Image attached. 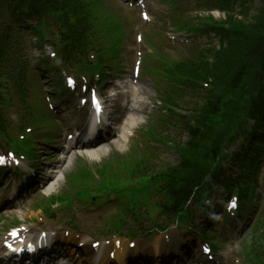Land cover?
<instances>
[{"label": "rangeland", "instance_id": "rangeland-1", "mask_svg": "<svg viewBox=\"0 0 264 264\" xmlns=\"http://www.w3.org/2000/svg\"><path fill=\"white\" fill-rule=\"evenodd\" d=\"M105 4L108 6L109 10L111 11V13L113 15H117V18H120L121 24L123 26V34L121 36H117L116 35V29L114 30L113 27H110V25L112 23L109 24L110 22V17L111 16H107L103 19V22L98 26V30L96 31L95 35H94V39L93 41L96 43H100L102 45H106V46H115V45H119L121 42L123 43V45L121 46V51L120 54L123 57V52H124V56L129 55V49H131L135 43V36H134V28L135 26L139 25V19H138V15L137 12L135 11H128L125 8V5L122 4L120 1L118 0H104ZM260 4L259 2H256V5L254 6V8L257 10L259 9ZM185 12H187V17L188 18H194V13L190 10V9H186ZM256 16L255 11H252L251 14V20L250 22L248 20L247 21V26L250 27L254 24L253 22V18ZM217 18V17H216ZM147 32L151 33L152 36H154L153 41L150 43L149 47H151V49L155 50V51H161L160 53H164L167 52L170 54V56L172 57V59L178 58V57H184L186 54H188L187 52V47L185 48L184 46H170L168 45L166 39L164 38L162 32H160L157 28H148ZM145 38L147 39L146 34L144 33ZM215 39H211L208 40L207 42L203 43L205 44H209L210 45H217ZM48 43V42H45ZM44 43V44H45ZM160 46V47H159ZM159 47V48H158ZM98 46L94 47V50L96 51V49L98 50ZM40 50L37 49V51L34 52H29L28 57H30V63L32 64L33 70L35 69V72L40 74V76H42L43 81H41V87L43 88L44 94L46 92V90H52L54 88L55 83L57 82V80H59V78L61 77V74L59 71H56V63H52L49 62L48 67H43L40 66L37 67V65L39 64L38 60H42L40 58ZM119 51V48H118ZM116 52H111V55H115ZM42 58L46 57L45 55H41ZM44 60V59H43ZM95 64V63H94ZM113 66V64H110V67ZM107 68L106 70H111V68ZM128 66H122V67H117V69H121V68H127ZM145 69V68H143ZM142 69V70H143ZM42 70V72H41ZM34 73V71H33ZM32 70L30 69V78L33 77ZM144 76H149L152 81L148 82L147 80H144V82L141 84V95H138V97L136 99H140L141 101H146L149 102V100L154 101L155 97L157 96V86H160L161 90L166 89L167 85L165 84L164 81H161V79H159V74L155 75V73H152L148 70H144ZM44 77V78H43ZM3 86V94L7 95V104H4L3 107L6 108H10L7 112L4 111L3 116L5 115V118L10 119L12 124L13 129H15V126H17L18 122H20L21 124L25 125L26 123L28 125L31 126V128H33V134L39 133L36 138H39L40 141L42 142L40 144L37 145V148L39 149V151L41 149H43V153L44 156H42L41 154H39L38 159L40 161L44 162L40 164V162H38V168L39 165H42L41 167L45 170H47L48 168H50L51 166H53V164L55 166L60 165V161L61 158L63 157L62 155H60V157L58 156L57 153H55V151H51V149L48 146H44L43 142L45 141V143H47L49 145V142L51 143V145H56L59 146L60 142L62 141L61 138H59L60 133L62 131V128H59L58 125L56 124V122L54 120H52L51 118L48 117H53L51 116L49 110H47L45 107L42 108L40 111H38L39 113H34L35 116H31V117H25V115L27 113H29L31 110L35 111V109H33L32 107H28L24 114H15V108L16 106H22V107H27L30 105H34L37 102V99L35 100L36 96L33 97V101L30 102V100H27L25 103L18 101V96L15 97L14 100L10 101L9 103V99H10V95H11V91L8 92V86L5 85V83L2 84ZM9 93V96H8ZM56 95L59 96L58 101H60L62 104L67 105L68 107H72V103L73 101L69 102V104L66 103V101L64 100V98L66 96H64L66 93L65 91L62 92L61 94L57 91V93H55ZM64 94V95H63ZM108 94H110V88L108 90ZM131 94V93H130ZM126 94L123 95L122 97L118 98V103L117 102H111L113 106L116 105L118 106L117 112L119 113V117L118 120H121L124 117L130 118L132 117L131 113H127L126 109H125V98H126ZM45 97V95H44ZM111 97V96H110ZM143 98V100H142ZM155 102V101H154ZM153 102V104H154ZM38 104V103H37ZM184 106V105H183ZM14 108V109H13ZM45 109V110H44ZM141 111V110H140ZM142 111H146L145 113H149L150 108L149 106H145V108L142 109ZM188 110L186 109V107L184 106L183 108V113L179 112L182 115H187ZM133 113V112H132ZM139 116L137 118H139V122H140V126L143 125L145 123V125L143 126V130L146 129V127L148 126V121L151 120V114H147L146 116H143L142 113H139ZM71 116H73V122L74 125H76L79 117L78 115L75 114H70ZM17 117V118H16ZM130 119H135V117L130 118ZM45 122V123H44ZM51 122L53 123V125L51 126V128L49 129V127H47V124ZM15 123V124H14ZM161 122L157 121V126L160 125ZM49 130L48 132L46 131V127ZM152 128V127H151ZM157 128V127H155ZM165 136H163V138L165 137L166 139L170 138V140L172 141H181L184 142L186 140V136L184 133L182 132H177L175 131L174 133L170 130H167L166 132H164ZM47 136V137H46ZM168 137V138H167ZM47 138V140L45 139ZM116 150H115V156L114 157H121L124 156L125 154H129L131 153V145H127L126 143L123 144L122 142H116ZM237 145V144H236ZM236 145H234V147H236ZM47 147V148H46ZM146 148L143 149V151H145L146 153L144 154H148L149 152H147L149 149L153 148L150 145L145 146ZM233 147V148H234ZM140 149V148H139ZM112 151V148L108 147L105 148V153H101L100 156L97 155H93V157L89 158V157H73V162L71 164V162H67L65 164V167H68L70 164V166L68 168L65 169L64 171V175L59 178V179H53L50 180L51 182L44 187V189L42 190V192H40V195H38L37 197H34L33 199H31L28 203H26L25 207L22 208H18L19 210L14 211V213H12L11 215H2L4 218V222H0V229H2L1 227H8L9 224L14 225H19L22 222L28 221L30 220V218L34 217V220H37V218L39 217V221H41L43 224H45L47 226H54L53 224L57 225V228H60L61 225L65 224V225H69V220L72 217V213L74 209H79V208H83L85 212H95V218H91L90 215H87L82 217L81 219L84 220L85 222V230L87 231L86 233L89 235H97L98 238L100 237H107V233H103V231H107V225L109 222H107L106 220H108L111 216L113 215H124L127 211L128 208H130L131 206H135V202L133 200H131L132 195L137 196L139 194V192H143L145 191L146 194L150 195L152 188L154 187V185L150 182L148 183H142L140 184L136 190H131V188H127V189H121V194L120 197L125 200V203L127 204L126 208H123L122 205H119L120 203H118V201L114 202V201H109L106 198V201H109L111 204H109L108 206L106 205H100L101 206V210H98V208H96L97 204H92L89 202H81L80 200L77 199H73V208L72 210H66L65 208L60 209L58 208H53V212L56 215L55 217H48V215L44 217L42 216L43 214L46 213L45 210H43V212H40V210H38V208L40 206H42V208H46V210L48 212H50V208L49 205L51 203V199L54 196H59L61 193L58 192V189H63V191L68 190L66 188L68 181L67 179L69 177H72V175H77L79 173L82 172H87L89 173L93 178L97 179V172L99 170H102V168L104 169L105 166H107V164L104 162L109 158H113V155L109 156V152ZM56 154L55 157L51 158V154ZM230 152V151H228ZM48 155V156H47ZM83 155V152H82ZM130 155V154H129ZM158 161H157V165H158V169L155 171L157 176L156 178H159L158 180H155V185L159 186V184L163 181V176H158V173L161 172V170H163L164 168V164H166V166L169 167V165L171 167H175L178 166L179 164V158L178 155L175 153V151L173 150L171 144L170 145H165V144H160L158 146ZM116 158L115 160V164H117L121 159ZM200 161L204 164H207L209 167H212L214 164L213 162L210 160V157L207 156L205 153L200 154L199 157ZM132 162H134V158H131ZM52 162V163H49ZM49 163V164H46ZM44 164V165H43ZM151 185V187H150ZM70 187V191H72V185H69ZM124 187H127V182L124 183ZM74 195L77 192H71ZM93 198H95V196H93ZM105 202V200H103ZM136 203H138V201H140V198H138V200H135ZM145 201V199H144ZM106 204V202H105ZM106 206V207H105ZM83 211V212H84ZM37 216V217H36ZM154 217V215H153ZM18 222V224L16 223ZM29 222V221H28ZM83 222V224H84ZM201 226H203L204 224V220L200 219L199 220ZM39 222H37L38 224ZM5 227V228H6ZM156 237L155 233H151L150 236L148 237V240L151 241V239H154ZM73 241H77L76 238L73 239ZM123 242H125L124 240H122ZM112 248H114V246H112ZM243 248V245L240 244L238 246V248L235 250L234 254H238L239 251ZM227 253V248L225 247L224 251L221 253L225 254Z\"/></svg>", "mask_w": 264, "mask_h": 264}, {"label": "trees", "instance_id": "trees-1", "mask_svg": "<svg viewBox=\"0 0 264 264\" xmlns=\"http://www.w3.org/2000/svg\"><path fill=\"white\" fill-rule=\"evenodd\" d=\"M94 0H8L12 9L29 8L39 11L56 10L62 12L64 27L72 33H78L85 20L81 15L90 10ZM254 24L239 34L229 32L224 36L228 40V48L217 54V59L211 64V69L206 67L202 71L199 67H187L183 70L204 80L211 79L213 90L206 93L205 104L206 120L196 121L194 128H189L192 138L186 149L180 151L185 170L175 172L166 188V202L163 208L174 209V213L182 212V206L187 202L192 190L200 185V181L206 173V166H200L197 155L201 152L214 156L221 145L224 135L237 117H240L243 104L249 107L248 118L264 114V0ZM237 22L236 20H233ZM242 23L239 22L238 25ZM242 29L243 26H237ZM87 30L83 31V36ZM66 40H68L66 38ZM80 46L86 44L79 43ZM14 48H0V64H15ZM70 58L72 55L69 56ZM6 66V65H5ZM7 67L8 74L12 69ZM4 69L0 67L2 74ZM254 92H259L258 97L250 103L244 100L253 97ZM220 117V119H218ZM263 121V120H260ZM1 123V121H0ZM245 124V123H244ZM242 125L241 127H243ZM209 169H207V172Z\"/></svg>", "mask_w": 264, "mask_h": 264}, {"label": "bare ground", "instance_id": "bare-ground-1", "mask_svg": "<svg viewBox=\"0 0 264 264\" xmlns=\"http://www.w3.org/2000/svg\"><path fill=\"white\" fill-rule=\"evenodd\" d=\"M129 126H135V124L132 123L130 120H126L123 123V125L121 126L122 131H124V129H126V128H129ZM87 154H88L89 157H92L94 154L99 155L98 152H94V153L93 152L92 153L89 152ZM68 161L69 162H71V161L73 162V156L66 157L65 158V164ZM3 209H1V210H3ZM82 254L85 257H87L84 263H86L89 260V258L92 257V256H90L91 255V252L89 250H87L86 252L82 251ZM114 255H115V260H116L117 264H125V259H126V256H127V249L125 248V246L123 247L122 250L121 249L120 250L119 249L118 250L116 249ZM108 261H110V258L107 259L106 256H105L102 262L104 264H107ZM130 262H131V264H148L147 262L142 261V260H139V259L138 260H130Z\"/></svg>", "mask_w": 264, "mask_h": 264}]
</instances>
